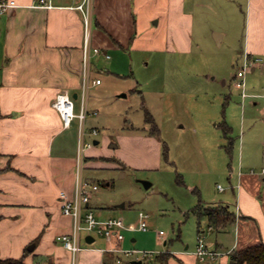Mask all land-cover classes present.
Listing matches in <instances>:
<instances>
[{"label":"crops","instance_id":"obj_1","mask_svg":"<svg viewBox=\"0 0 264 264\" xmlns=\"http://www.w3.org/2000/svg\"><path fill=\"white\" fill-rule=\"evenodd\" d=\"M37 1L16 0L17 6L0 13V168L12 167L0 172V258H17L27 249L28 264H70L69 251L57 240L72 226L70 219L64 220L69 217L61 211L59 193L65 190L73 196L78 147L74 156L65 149L69 142L66 132L72 126L63 125L53 101L59 92H69L73 97L77 93L79 98L85 26L80 10L74 7L79 0H53V7L35 6ZM212 18L229 29L241 27L243 56L251 62L246 95L242 90L240 121L231 117L228 108L223 118L234 137L231 156L225 148L228 138L220 124L223 120L218 122L224 137L222 146L231 158L229 184L231 195L237 196V210L233 211L238 217L216 229L209 227L206 217L201 221L203 230L206 222L208 230L216 233L214 241H207L209 248L224 255L213 261L201 260L195 254L197 241L192 248L187 244L184 249L164 251L171 253L168 264H229L233 249L264 241V117L250 106L262 103L264 110V0H95L92 44L109 55L110 49L129 47L165 55L191 54L195 44L201 46L206 40L223 43L229 32L221 25L212 26L207 37V24ZM103 58L110 59L111 55H96L93 67L102 69L99 64ZM75 120L79 127V120ZM130 138L131 148L139 155L138 160L141 158L140 166L160 165L165 145L159 131ZM94 143L100 141L95 139ZM110 148L86 151V168L123 169L124 163L113 157L118 143L110 142ZM259 156L263 161L261 171H252L259 165ZM127 159L129 162L130 157ZM88 179L97 183L94 178ZM198 180L191 185L199 186L202 179ZM229 195L225 201L222 197L213 201L200 198L207 205L226 204L231 209ZM231 225H235L232 231L236 239L227 246L224 234L231 232ZM93 237L79 264H115L117 254L102 250L109 245L108 240L102 237L108 244L96 246L97 235ZM153 260L162 264L155 256Z\"/></svg>","mask_w":264,"mask_h":264},{"label":"rangeland","instance_id":"obj_2","mask_svg":"<svg viewBox=\"0 0 264 264\" xmlns=\"http://www.w3.org/2000/svg\"><path fill=\"white\" fill-rule=\"evenodd\" d=\"M208 22L207 37L211 27L216 25L229 32L223 43L213 41L211 35V42H208L204 35L206 43L195 44L191 54L175 52L165 55L145 48H113L109 50L110 59H100L102 69L91 66V75H99L103 83L92 84L89 89V114L85 121V141L89 143L86 151L93 148L112 150L110 142L118 143L113 157L125 166L123 169L92 166L84 170L85 177L94 178L99 185L91 202L96 215L100 219H104L102 216L123 217L125 239L122 247L135 250L130 255L121 253L123 262L115 264H131L132 260L141 259L143 251H152L153 256L142 260V264H160L153 260L157 254L184 249L187 244L192 248L198 241V223L191 209L200 197L204 201L222 197L225 201L224 197L230 193V207L237 210V196L231 195L229 184L231 158L222 146L224 137L218 122L225 118L227 108L238 123L242 116L243 89L234 84L233 78L245 65L242 29H229L214 18ZM96 55L99 54L92 56L93 61ZM251 75L248 69L245 81ZM261 77L264 78V74ZM253 99L261 100L248 98ZM80 105L81 98H75L76 111ZM250 106L256 112L260 110L257 115L264 117L262 103H251ZM146 111L153 115L159 137L165 145V153L156 168L140 166L141 158L138 160L139 155L131 148L132 135L145 134L153 128L146 120ZM76 121L66 132L69 142L65 149L72 156L79 142ZM94 128L98 130L96 135L93 134ZM95 139L100 143L95 144ZM58 140L55 151L58 150ZM124 157H128L127 160L130 157L131 162L125 161ZM257 161L259 165L254 166V170L260 172L263 166L261 156ZM70 164L71 160L67 163L68 168ZM198 179H202L199 186L191 185ZM145 181L151 184L146 186ZM219 184L224 191L218 189ZM141 211L148 214L147 230L140 228ZM68 217L64 220L68 222L70 219L72 223V218ZM203 226L206 239L211 243L216 233L208 230L206 222ZM71 227L70 224V230ZM234 227L231 225V232L224 234L227 246L235 242ZM58 230L62 231V228ZM160 230L164 231L163 235L159 234ZM102 237L97 236L96 246L105 243Z\"/></svg>","mask_w":264,"mask_h":264},{"label":"built area","instance_id":"obj_3","mask_svg":"<svg viewBox=\"0 0 264 264\" xmlns=\"http://www.w3.org/2000/svg\"><path fill=\"white\" fill-rule=\"evenodd\" d=\"M16 0H0V13L7 12L11 8L17 6ZM53 0H39L35 3L38 7H53ZM80 10L84 26L85 36L82 48V83L81 92L79 97L81 98L80 110L76 111L75 99L69 92L57 93L53 106L59 112L63 125L70 127L74 119L79 120V142L76 159V175H75V187L73 196H70L65 190H61L59 193V204L63 214L72 218V228L69 232H64L57 236V240L61 242L65 249L70 253V264H79L80 256L83 250L88 249L91 243H88L86 237L92 236H103L105 237L109 245L106 248H102L104 252H114L117 254L116 261L122 263L121 253L130 255L135 250L124 249L121 242L125 239L123 230L125 224L120 217H107L100 219L95 214V211L89 207L90 201L93 197V192L99 188L98 183H95L85 177L84 170L86 168V149L87 142L85 141V121L89 114V89L92 84H100L102 79L100 77H93L91 75L92 56L94 54L104 53L106 57H110L107 52L99 46L92 44V24L95 13V0H79L74 6ZM251 62L245 58V65L234 75V84L243 89V95L245 92V74L249 69ZM98 130L93 129V134L96 135ZM252 171H255L254 169ZM264 172V168H262ZM223 189L220 184L218 186ZM141 222L140 228L147 230L148 228V214L141 211ZM160 235L164 234L163 230L159 231ZM87 241V243H86ZM195 254L201 260H216L220 256L224 255L225 252L220 250L211 249L208 246L206 234L201 231L198 234V243L195 249ZM153 256L152 251L141 252V260L150 258Z\"/></svg>","mask_w":264,"mask_h":264},{"label":"trees","instance_id":"obj_4","mask_svg":"<svg viewBox=\"0 0 264 264\" xmlns=\"http://www.w3.org/2000/svg\"><path fill=\"white\" fill-rule=\"evenodd\" d=\"M146 120L152 123V133H158L159 128L154 120L153 115L146 111ZM224 134L228 138L225 148L228 154L231 156L233 153L234 137L231 136L232 128L224 119L221 123ZM7 168H0V172ZM198 216V232L204 231L201 225V221L204 217L208 219L209 227L221 228L230 223H233L237 219V214L229 208L226 204L207 205L200 198L198 203L191 209ZM29 251L26 249L25 253L20 257H7L0 258V264H28L25 261L26 255ZM231 259L235 260V264H264V241H258L242 248H235L231 251ZM171 256L170 252H161L155 256V258L161 261L162 264H168V260Z\"/></svg>","mask_w":264,"mask_h":264},{"label":"water","instance_id":"obj_5","mask_svg":"<svg viewBox=\"0 0 264 264\" xmlns=\"http://www.w3.org/2000/svg\"><path fill=\"white\" fill-rule=\"evenodd\" d=\"M74 98H77V93L74 94ZM145 184L146 186H149L151 184V182H148V181H145ZM87 241L88 242H91L94 240V237L92 235H88L86 237ZM34 243L30 246V248L32 249L34 247ZM143 261L141 259H135V260H132V263L133 264H141ZM235 260H231L229 264H235Z\"/></svg>","mask_w":264,"mask_h":264}]
</instances>
